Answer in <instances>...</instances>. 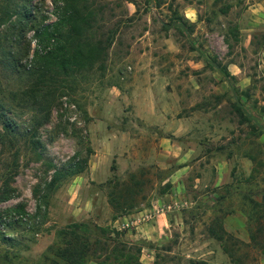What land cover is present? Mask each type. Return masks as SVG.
Segmentation results:
<instances>
[{"label":"rangeland","instance_id":"obj_1","mask_svg":"<svg viewBox=\"0 0 264 264\" xmlns=\"http://www.w3.org/2000/svg\"><path fill=\"white\" fill-rule=\"evenodd\" d=\"M95 1L96 7H102L98 33L106 38L112 32L113 42L106 43L100 57L60 80L56 88L62 86L63 93L35 136L31 111L20 108L19 98L12 97L23 81L2 82L0 101L10 103L6 115L18 127L15 133L1 131L0 137V197L6 182L13 190L0 198V264H33L46 253L57 231L72 221L113 227L107 203L113 187L116 195L126 193L127 203L137 205L132 212L153 208L164 185L172 186L179 174L185 185L183 197L193 202L190 207L183 203V230L173 223L167 238L132 240L124 233L125 240L140 243L141 254L152 250L148 253L153 262L147 264H259L264 257L260 248L241 246L229 232L223 241L216 240L208 229L214 227L219 234L215 223L216 218L222 221V212L249 207L239 201V185L241 192H248L250 186L257 193L264 187V146L250 135L251 122L240 121L235 110V104L244 101V91L252 89L236 82L264 80L256 51L264 45V16L250 31L247 50L232 36V50L223 43L230 26L252 25L255 9L264 0ZM33 2L36 21L42 16L44 23L55 19L49 0ZM190 7L204 20L195 26L194 36L170 24L176 15L189 13ZM24 43L29 44V53L21 63L29 69L37 44L33 30L26 32ZM192 47L198 51H189ZM213 60L236 64L241 72L237 76L229 71L231 76L224 80L212 68ZM222 79L226 82L221 86ZM178 116L183 119L176 125ZM177 127L183 133L178 137L171 134ZM244 131L250 145L243 153L257 156V164L263 165L256 166L253 185L242 183L251 168L232 166L239 164L233 156L236 152L225 147L227 141L236 140L234 132ZM176 137L182 143L202 144L203 157L181 158L183 144L169 146ZM33 140L39 142L36 148ZM224 157L230 158V165L216 168ZM75 169L81 172L71 174ZM55 170L60 174L52 184ZM216 177H224L222 188L213 186ZM20 206L21 211H15ZM115 228L128 230L120 224ZM145 262L144 258L141 263Z\"/></svg>","mask_w":264,"mask_h":264},{"label":"trees","instance_id":"obj_2","mask_svg":"<svg viewBox=\"0 0 264 264\" xmlns=\"http://www.w3.org/2000/svg\"><path fill=\"white\" fill-rule=\"evenodd\" d=\"M33 1L0 0V92L3 81H23V84L13 91L12 97L19 98L20 108L24 107L31 111V120L35 121L34 125L36 124L32 127V135L35 136L38 127L48 121L51 108L56 104L58 96L63 93L60 92L62 86L56 88L60 85V80L79 72L83 66L100 57L102 51L106 50V43L109 45L113 42V34L108 32L106 38L102 37L105 35H99L100 26L97 23L102 7L99 5L96 7L95 0H49L53 6L52 13L55 19L48 23H44L45 16L36 21L34 15L36 6ZM222 11L224 12L225 9ZM171 22L170 24L181 32L187 29L193 30L194 27L178 15L173 17ZM28 30H33L37 44L33 50L32 64L26 69L21 61L29 53V44L24 43ZM229 36L235 41L238 40L236 25L228 28L224 38L231 49ZM213 63H216L215 60ZM212 68L217 69L224 80L231 76L227 66L220 62L212 65ZM243 94L248 96V89ZM242 104L236 103L235 110L240 115V121L249 122V113ZM9 105L10 103L0 101V137L1 131L6 134L17 131L18 124L6 115L11 110L8 108ZM250 127L253 133L256 127L254 124ZM31 143L36 148L39 142L33 140ZM248 155L258 165L257 156L250 153ZM257 167L252 168L246 183L253 185L252 180L255 179ZM80 172V169H75L71 174ZM59 174L58 170L54 171L52 184L58 180ZM4 186L6 188L2 191L1 199L8 197L13 191L7 182ZM164 187L160 195L168 192L171 185L166 183ZM115 188L113 187L107 197V203L112 211V221L131 213L137 206L134 203H127L126 193L116 195ZM251 188L249 186L248 192H241V198L244 204H250L249 207L244 208L248 222L250 225L254 223L253 227L251 226L250 237L264 253V187L257 192L260 197L262 196L261 199L258 198L256 189ZM20 209L22 206L15 211H21ZM216 220L215 225L219 226V234L214 227H210L208 231L216 240L223 241L229 235L223 229L221 219L216 218ZM11 223L13 222L8 224ZM4 240L9 242L11 239L4 238ZM141 251L140 243L125 240L124 232L115 227L99 225L91 221H72L57 231L54 242L47 248L42 258L33 264H89L90 262L142 264Z\"/></svg>","mask_w":264,"mask_h":264},{"label":"crops","instance_id":"obj_3","mask_svg":"<svg viewBox=\"0 0 264 264\" xmlns=\"http://www.w3.org/2000/svg\"><path fill=\"white\" fill-rule=\"evenodd\" d=\"M259 6H260L259 8L261 9L259 8L255 9L257 10L256 11L257 15L254 17L252 25L246 29L245 28L238 29L239 33H238V40L236 41V43H239L241 48L245 50H247L251 44L250 31L254 30L256 25L263 21L262 16H264V13L262 12V9L264 11V1H262V3H260ZM183 19L187 20L189 24L194 25L193 30H190L191 32L190 36L195 35L193 33L195 26H199L204 22V20L198 17L197 11L193 7L189 8V13H185ZM223 43L227 47V49L229 50L233 49L234 46L233 44H231L232 47L230 49L225 41ZM199 49L201 51H206L207 48L201 47ZM256 49H257L256 51H259L260 53V60H259L260 63H258V65L264 69V45L262 47L259 46V48ZM189 51H198V50L197 48L192 47V49H190ZM227 69L228 71L231 72V74H236L237 76L239 75V72H241L240 67L236 64H230L229 66H227ZM225 82L226 81L222 79L219 84L221 85L224 84ZM236 84L241 88H247V87L252 88L250 91H248L249 92L248 96L244 97V101L243 99H240V101L244 104L245 109L249 113L251 124H254L256 127V130H253V133L251 130L250 133L252 134L250 133L249 134L252 136V138H255L253 140H257L256 143H260L262 146H264V80L251 81L250 79L245 78L238 80ZM181 119L183 118L178 116L176 125L179 124ZM180 131H181L180 128L177 127L171 132V134H173V136L178 137L180 136L179 134H183L180 133ZM234 134H236L235 135L236 140L227 141L225 143L226 144L225 147H228V150L236 152L235 154H233V156L236 158V160L239 161V164L236 163L235 165L232 166L239 167V165L242 164V166L250 167L251 170L254 166H260V164L256 165L254 163V161L251 159V156L248 155V153H243V151L245 150V146L250 145L249 141H247L246 139L247 133L244 131V133L237 134L234 132ZM177 137L173 138V140H171L170 138L172 143L171 141H169L168 138L167 139L170 142L169 146L171 148H173L174 146H177L178 148L179 145L181 146V144H183L184 150L182 154L183 156H181V158H185V155H188L190 156L191 159L200 160V158L203 157L202 144H199L195 141H188L186 143H182V141L179 140V138ZM230 137H227V140H230ZM175 139H178L179 142L177 140L175 141ZM165 150H167V148L163 149V151ZM233 156L232 158H234ZM179 160L181 159L179 158ZM229 165H230V158L224 157V158H220V160L216 162L215 167L224 169V167L227 168ZM187 166L188 165L186 164L183 166L180 165L179 169ZM247 177H244L242 179L244 180L242 181V183L245 182ZM223 181H224V177L223 178L216 177V179H214L213 186L218 188H220L221 186L222 188L224 186ZM171 183H172V186L170 187L171 190L158 196L156 200L153 202V208L141 209L136 212H131L127 215L120 216L114 220V223L112 224L113 227H117L118 224H120L121 226L125 227V229L127 228L128 229L127 232H124L126 238H131L133 240L139 237H143L145 239L152 241L160 240V238L163 237L167 238L168 233L172 230L171 226L174 225L173 223L181 224L180 228L183 230L184 227L183 224L184 222L182 219L183 203H187L188 207H190L193 205V202L189 200H185L183 197L185 185L181 174H179L178 177L176 176V180L171 181ZM221 183L223 184L221 185ZM236 190L237 192H239L237 194L239 195V201L241 203L243 201L241 198L242 188H240V185L237 187ZM256 199L258 198L256 197ZM213 202H216V200H214ZM152 209H156L158 213L154 212L153 214H151V216L149 217L146 216L142 218L143 214L145 215L148 211ZM222 214H223L222 226L226 232L233 233L234 235H236L238 241L241 242V246L243 247H257V245L253 243L250 237V232L252 230L253 225L252 224L250 225V223L248 222L246 212L244 211V209H240V210L237 209L226 213L222 212ZM148 252H152V250ZM148 252L144 251L140 255V260L142 262L144 258L146 259L145 264H147V262L148 263L153 262L152 261L153 256ZM259 264H264V257L260 259Z\"/></svg>","mask_w":264,"mask_h":264},{"label":"built area","instance_id":"obj_4","mask_svg":"<svg viewBox=\"0 0 264 264\" xmlns=\"http://www.w3.org/2000/svg\"><path fill=\"white\" fill-rule=\"evenodd\" d=\"M154 212H155V213H156V212L158 213V211H157L156 209H153V210L148 211L145 215L143 214V215H142V218H144V217H146V216L149 217V216H151V214H153Z\"/></svg>","mask_w":264,"mask_h":264}]
</instances>
